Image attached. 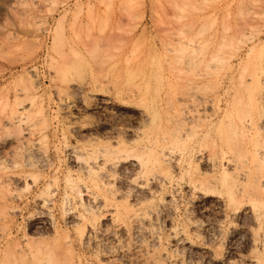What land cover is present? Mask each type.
<instances>
[{
  "label": "rangeland",
  "instance_id": "obj_1",
  "mask_svg": "<svg viewBox=\"0 0 264 264\" xmlns=\"http://www.w3.org/2000/svg\"><path fill=\"white\" fill-rule=\"evenodd\" d=\"M227 76L234 80L228 94ZM196 110L197 137L171 139ZM216 114L222 118L210 125ZM158 132L196 157L177 164L174 151L170 179L131 188L134 153ZM104 146L131 154L106 166L120 202L172 201L156 219L171 264H264V247L252 242L264 238V209L258 218L252 211L264 197V0H0V162L10 174L0 185V264H33L19 251L25 236L48 248L38 264H74L60 253L66 234L47 224L41 195L56 193L53 211L80 253L77 213L98 203L76 155ZM11 158L34 164L16 167ZM194 167L204 188L195 185ZM68 177L80 181L82 196L72 195ZM104 208L100 226L115 236L102 237L107 252L93 247L86 264H147L140 254L151 237L129 235ZM181 227L183 243L174 238Z\"/></svg>",
  "mask_w": 264,
  "mask_h": 264
},
{
  "label": "bare ground",
  "instance_id": "obj_2",
  "mask_svg": "<svg viewBox=\"0 0 264 264\" xmlns=\"http://www.w3.org/2000/svg\"><path fill=\"white\" fill-rule=\"evenodd\" d=\"M256 45H257V42L256 43L254 42L251 45L248 52L253 51ZM233 84H234L233 77L227 76L226 81H225V86L223 87L224 92L228 94ZM250 99L255 100V94L253 93L252 89H250ZM140 114H141L142 120L149 119V113L147 109L141 108ZM201 118H202V115L200 114L198 110H196L191 115L186 114L183 119L184 128L181 129V131L179 132V135H176V136L174 135L173 138L171 137V139L178 141V137L180 138L184 137L183 140H189L190 137L192 139L196 138L197 132L196 131L194 132L191 129L193 126H195L194 123L199 122ZM207 118L209 120V124L211 125L216 120L219 121L222 118V114L210 115ZM190 121H191V124L193 125H191V127H186V125H188ZM138 148L139 150L138 151L136 150V153H134V159H133L132 165L138 166L139 172L138 174H136V177L130 181L131 188H135V187L141 188L145 186L147 187L150 180H156L157 182H165L168 179H170L172 173L169 168V164L170 162H172V156H173L172 153L174 151H178V157L176 158L177 164H181L185 161L192 160L194 157H196V155H194L193 153V150L187 151L186 145L178 147V148L174 146H170L168 142V137L165 134V132L164 133L158 132L155 136L149 135L146 138L145 142L138 145ZM90 151H91V154L89 155H83V154L76 155V159L78 160L80 167L84 170V172L89 178L88 187L91 188L90 196L92 197V200L96 202V204L98 203L97 205L94 203L96 205L94 207L90 203L89 204L83 203L82 212L77 213V218L79 222L82 221V223L84 224L83 231L80 235V240H79V244L81 248H84L82 249L84 250L83 253L81 252L82 250L80 251V253H78L79 250H76L75 241L69 236H67L68 233L65 229V226L62 224V221H60L57 218V216L55 215V212L53 211V208L57 206L56 193L44 192L43 195H41L43 198V202H44L43 204L48 208L47 210H45V211H48L46 212L47 224L50 225L49 227L53 228V230L55 231L58 237L61 234H66L63 242H61L62 245L60 244V246H62L64 251L60 253H63L64 258L65 259L68 258L71 261V263L86 264L89 260L88 257L86 256L87 252H89V250L92 249L93 247L96 248L95 250L93 249L94 252H99V251L107 252V246L104 243V240L106 238L105 235L109 234L110 236L111 234H113L114 231L112 232L110 231V228L104 229L100 226V223L98 220L100 214L97 211L99 210V208L105 207V208L110 209L109 211H111L110 214H111V218L113 219V221L116 222L118 225L122 226L123 228H125L123 230H125L129 235L139 236V237L143 235L144 236L148 235L151 237L152 242L151 243L149 242L150 244L148 246L144 245L145 246L144 248H146V252L144 253L142 252L143 254L142 253L140 254V256H145V260L144 259L143 260L146 261L147 264H171L173 262V261L172 262L170 261L171 255L166 252H161L159 249L158 245L161 244L160 242L161 238H160V235L157 234L158 228L156 229V221L159 218L157 217L159 216L158 215V213H160L159 211L163 209L166 210L168 208L170 209L172 207V201L164 199V198H157L155 195L152 194L157 199L151 198L149 201H137L136 203L120 202L118 199L119 192L115 191L110 186L111 174L106 170V166L109 167L110 169H114L117 163L119 162L118 159L127 157L131 154L129 152H124L125 150L116 151L114 148L108 147V146L93 147ZM117 153L118 155H116ZM3 159L4 158H2V162H0V171H1L0 185L5 187V185H7L5 183L7 181L10 182V178H9L10 174L7 171L8 163L4 159V162L7 163V165H5L6 163L3 162ZM258 159H260L261 162H264V156L258 155ZM9 161L11 162V160ZM26 162L27 163L24 164L23 161L21 163V162L13 160V165L17 167L20 165L26 166L27 164L28 166L29 165L33 166L32 164H34V162L32 161L30 162L28 161V159L26 160ZM194 168L195 170H193L194 171L193 180L195 181V185L196 187L204 188L203 186L197 185L198 183L197 182L198 175L196 172L197 167H194ZM11 175L13 174L11 173ZM12 180H13V177H12ZM260 184L261 185L264 184V170L262 174L260 175ZM67 185L70 188L72 195L74 196L77 195L79 197L82 196L83 191H82V186L79 180L68 177ZM150 191L152 193V190ZM125 194H123L122 197L127 198L129 196V192L126 195ZM229 196H230L229 202L237 201L238 195L234 191L231 190L229 192ZM70 198H71V195L68 193H66L64 198H62V199H66V201H63V206H62V211H61L64 216L67 215L68 212L71 210L68 206L65 205L66 202L70 200ZM263 209H264V197L255 201L252 205V211H253V215L255 216V218H258L261 215ZM8 222L6 220L3 231L8 230L9 228L7 227L9 224ZM4 236H5V233H4ZM25 237L26 239H24L25 240L24 245L21 246L23 248H20L19 251H22L23 255L26 254L25 256L29 255L31 263L38 264L40 255L44 251L48 250V248L41 246V243L38 245L35 244V243H39V239H34L31 236L30 238H28L27 236ZM102 237L103 238L105 237L104 240H102L103 239ZM150 237H147V238H150ZM8 238H9V235H8ZM174 238H176L175 239L176 242H181V243L189 240L188 234L184 227L174 230ZM136 240L138 242L137 238ZM143 240H144V237L143 239H141L140 242H142ZM146 241L148 240L146 239ZM146 241L145 242L143 241V244L146 243ZM252 242L258 246L264 247V238L259 234L254 235ZM131 243L133 244L132 241ZM139 244H136L135 247L136 248L138 247V249H140L142 246L143 248V245H139ZM136 248L135 250L137 251L138 249ZM0 253H1V250H0ZM54 254L58 255V253H56L55 251H54ZM260 261L262 262V259H260ZM43 263L41 262V264ZM45 264H47V262H45Z\"/></svg>",
  "mask_w": 264,
  "mask_h": 264
}]
</instances>
